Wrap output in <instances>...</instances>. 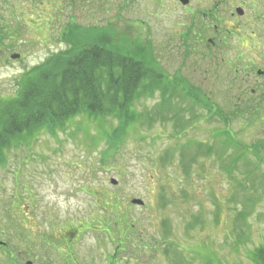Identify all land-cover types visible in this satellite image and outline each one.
Returning a JSON list of instances; mask_svg holds the SVG:
<instances>
[{"label":"rangeland","instance_id":"1","mask_svg":"<svg viewBox=\"0 0 264 264\" xmlns=\"http://www.w3.org/2000/svg\"><path fill=\"white\" fill-rule=\"evenodd\" d=\"M196 1L192 6L209 5ZM188 23L178 0H0V25L11 47L0 54V99L15 95L23 71L66 47V26L110 25L169 79L183 80L223 110L226 131L250 151L231 163L235 152L219 145L225 124L206 120L189 101L181 103L188 108L184 117L198 119L176 133L175 101L172 112H153L158 93L133 103L153 120L130 128L107 152L97 124L77 118L54 134L43 130L13 142L0 164V260L8 259L9 248L32 264H254L251 252L264 243V165L244 160L264 158V146L254 150L264 145V120L235 105L236 91L220 65L209 66L189 49L190 40L181 43ZM197 141L224 151L194 155ZM105 199L120 203L110 207ZM79 221L76 234H67ZM62 235L65 246L55 242Z\"/></svg>","mask_w":264,"mask_h":264},{"label":"trees","instance_id":"2","mask_svg":"<svg viewBox=\"0 0 264 264\" xmlns=\"http://www.w3.org/2000/svg\"><path fill=\"white\" fill-rule=\"evenodd\" d=\"M39 34L42 36L44 33L39 31ZM8 35V30L0 25V54L3 53L2 48H11L7 43L10 39ZM61 41L66 45L64 49L52 52L40 64L23 71L17 80L15 95L0 99V164L6 161L5 151L9 144L33 138L36 132L43 130L54 134L67 128L76 118L97 124L107 144L105 152L112 150L130 128L153 120L148 111L139 113L133 108L134 101L147 93H160L159 104L153 108L157 110H153L156 114L161 109L171 112L174 99L182 101L188 97L190 100L194 98L197 103L202 102L200 95L187 87L183 80L177 77L175 81L169 79L152 58L146 59L145 50L139 46L132 49L130 43L118 39L110 25L94 28L72 24L61 31ZM187 109L175 105V115L173 113L171 116H175L176 133L183 123L188 125L198 119V115L193 114L185 118ZM189 112L195 113L193 109ZM223 123L226 125L229 122L226 120ZM231 142L228 133L219 145L227 150ZM235 146L238 147L236 142ZM263 146L260 144L254 150L258 151ZM191 147L194 155L201 153L207 156L213 151L219 154L224 151L219 148L215 150L212 145L199 141ZM239 157L238 153L234 155L231 163H235ZM105 202L110 207L120 203L113 200L109 203L106 199ZM80 223L82 221L70 225L66 233L76 234L75 228ZM19 230L22 236L29 235L23 227H19ZM38 237L44 244L51 241L43 235ZM60 238L55 242L65 246L66 238L63 235ZM32 239L28 236L24 241L31 243ZM5 252L7 260H15L13 249L7 248ZM251 261L264 264V243L251 252Z\"/></svg>","mask_w":264,"mask_h":264},{"label":"flooded vegetation","instance_id":"3","mask_svg":"<svg viewBox=\"0 0 264 264\" xmlns=\"http://www.w3.org/2000/svg\"><path fill=\"white\" fill-rule=\"evenodd\" d=\"M208 1L207 7L206 2L192 6V0L183 5L189 28L182 33L181 43L187 46L190 40L189 49L192 46L193 52L203 55L209 66L220 65L229 89L236 91L235 105L245 110L251 107L264 120V0ZM204 118L211 121L212 112L205 111ZM3 263L21 264L16 260Z\"/></svg>","mask_w":264,"mask_h":264},{"label":"water","instance_id":"4","mask_svg":"<svg viewBox=\"0 0 264 264\" xmlns=\"http://www.w3.org/2000/svg\"><path fill=\"white\" fill-rule=\"evenodd\" d=\"M183 4L187 3V0H180ZM19 54H14L12 58H18ZM112 183H115L113 179L111 180ZM132 204H137V205H142L143 202L140 199H132L131 200ZM26 264H31L30 262H27Z\"/></svg>","mask_w":264,"mask_h":264}]
</instances>
